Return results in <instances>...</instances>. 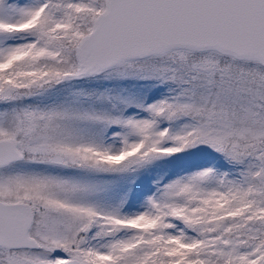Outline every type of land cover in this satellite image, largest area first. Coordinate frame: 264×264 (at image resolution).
Returning a JSON list of instances; mask_svg holds the SVG:
<instances>
[{"label": "snow or ice", "instance_id": "snow-or-ice-1", "mask_svg": "<svg viewBox=\"0 0 264 264\" xmlns=\"http://www.w3.org/2000/svg\"><path fill=\"white\" fill-rule=\"evenodd\" d=\"M0 264H264V0H0Z\"/></svg>", "mask_w": 264, "mask_h": 264}, {"label": "trees", "instance_id": "trees-1", "mask_svg": "<svg viewBox=\"0 0 264 264\" xmlns=\"http://www.w3.org/2000/svg\"><path fill=\"white\" fill-rule=\"evenodd\" d=\"M135 85V88L136 89H139L140 88V85L139 84H136L135 82H126L123 87H128L130 89L133 88V86ZM109 86V85H108ZM87 87H94V88H104L105 87V83H94V84H89L87 85Z\"/></svg>", "mask_w": 264, "mask_h": 264}, {"label": "rangeland", "instance_id": "rangeland-1", "mask_svg": "<svg viewBox=\"0 0 264 264\" xmlns=\"http://www.w3.org/2000/svg\"><path fill=\"white\" fill-rule=\"evenodd\" d=\"M96 84V83H95ZM87 87V85H85ZM110 86V85H109ZM105 87H108V84L105 83Z\"/></svg>", "mask_w": 264, "mask_h": 264}]
</instances>
